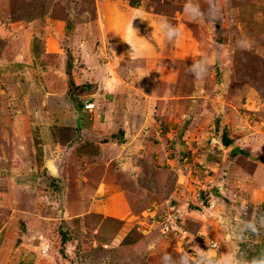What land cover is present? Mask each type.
<instances>
[{"label":"rangeland","instance_id":"374dc122","mask_svg":"<svg viewBox=\"0 0 264 264\" xmlns=\"http://www.w3.org/2000/svg\"><path fill=\"white\" fill-rule=\"evenodd\" d=\"M192 1L206 20L212 13H220L215 23L217 28L213 23L201 22L206 26L198 30L190 21L185 32L191 34L190 30L194 29L198 30L197 35L202 33L203 50L192 47L190 36L185 43L180 36V43L174 42L177 49H164L158 54L161 63L150 66L147 61L148 70L130 74L135 76L134 81L121 89L119 98L105 96L99 101L100 106L113 111V120H118L116 130L108 132L110 139L98 133L103 132L99 123L104 126L106 121L112 123L111 119L95 112L93 101L84 102L81 98L85 95L83 89L91 91L97 99L108 89L99 86L101 79L87 82L90 64L85 59L81 62L80 54L70 57L71 46L84 48V52L91 46L96 49L99 41L91 45V40H87L98 37L96 26L82 40L79 34L73 45L69 43L70 36L64 37L71 30V22L54 24V39H59L57 44L61 59L67 62L65 66L60 59L52 65L43 60L39 41L43 42L44 38L38 35L29 38L30 50L20 46L24 55L21 60L26 58L28 62L19 65L21 60L13 59L7 49L1 52L5 38H0V264H179L181 257L188 264H237V261L264 264V195L254 192L250 200L241 175L235 167H229V163L241 162L237 161L240 155L233 156L242 150L239 144H248L253 154L259 149L256 146L260 144V134L257 133L260 122L264 121V0H214L216 8L207 0H199L200 7L197 0ZM183 3V0H153L146 5L153 13L169 19L182 9ZM43 5L42 0H14L9 16L12 20L25 18V24L41 16L42 23L46 24ZM52 12L63 19L66 10L59 6L51 9ZM222 18L225 20L220 21ZM57 25L62 26L63 32H59ZM34 30L38 31L37 22L30 26V31ZM231 36L240 46L232 44ZM214 47L216 53L212 50ZM102 52L99 58L106 64L109 55L105 50ZM74 58L78 60L73 68ZM45 65L48 68L56 65V72L61 65L60 77L51 81L56 83L54 87L47 82ZM144 65L137 64L138 70ZM171 72L173 76L179 73L184 76L179 85L169 84L176 97L170 98L164 92L163 97L169 96L168 100L174 103L169 109L157 106L152 81L163 83L172 76ZM79 78L84 88L73 82ZM143 82L146 86L139 87ZM134 91L140 96H151H142L146 105L140 102L133 106L130 96H137ZM82 108L89 112H83ZM74 110L76 125L71 118ZM133 110L146 116L135 117ZM118 111L120 114L114 118ZM135 119H141L139 126L143 127L125 129L137 122ZM223 134L230 139V144L232 140L231 146L223 144ZM96 137L99 143L109 142L103 144L106 148L103 154L109 156H104L107 162L117 151H123L117 147L127 139H131L129 148L133 145L131 152L127 148L122 153L136 157L139 164L145 162L147 145L152 151L157 147L177 165L183 164L187 181L179 185L187 187L191 195L185 200L169 199L173 191L171 183H165V177L160 174L153 186L155 190L152 189L158 195L154 199L153 195L148 199L146 194L147 198L120 200L118 196L106 195L108 187H105L106 193L101 188L94 193L97 185L91 184L87 187L94 197L78 192L76 179L92 171L99 175L103 167L94 163L99 160ZM249 149L245 148L244 156L254 159L252 154H247ZM219 153H226V158L232 155L223 161L228 165L222 175L221 172L214 175L226 177L227 181L221 184L202 163L220 160ZM85 156L89 159L81 161ZM122 162H125L123 158ZM144 165L143 168H148ZM108 166L112 173L108 181L118 188V176L112 171L118 166L114 162ZM232 179L239 186H234ZM146 182L148 188L149 181L143 184L146 187ZM90 201L97 204L101 214ZM169 205L173 210H169ZM250 222L255 224L256 231L244 227Z\"/></svg>","mask_w":264,"mask_h":264},{"label":"crops","instance_id":"0c3cea01","mask_svg":"<svg viewBox=\"0 0 264 264\" xmlns=\"http://www.w3.org/2000/svg\"><path fill=\"white\" fill-rule=\"evenodd\" d=\"M13 1L14 0H0V34H1L0 38H5V41H4L5 46H2L1 47L2 50L1 49L0 50L2 52L3 50L7 49V52H9L11 56H13V59L15 60H21V58L24 56L21 53V49H20L22 45L23 46L25 45L24 48L30 50L29 41L30 39H32L33 34H34V36L38 35L40 39L44 38L43 42L42 40L39 41L40 43L39 54L43 57V60L45 62H48L49 65H52V64L58 63V59H60L59 61H64L61 59V55L59 53L60 46L59 44H57L59 42V39L58 40L54 39V35L56 34L54 31L55 28L53 27L55 26L54 24L60 21L71 22L70 23L71 30L64 37L70 36L69 43L73 45H75V40L77 36H79V34H80V40H82V36L85 35V37H88L87 35H89V31L91 30L93 31L94 26H96V33L98 37H94V38L90 37L91 39L87 38V40L89 41L91 40V45H94L99 41L96 44L97 46L95 45L96 49L93 48L94 46H91V49L84 52L82 51L84 48H81L79 50L78 47L71 46L70 47L71 48L70 57L72 58L76 54H80V61L83 62V59H85L84 62L90 64V65H87V68H89L90 70V73H89L90 78L88 74V77H87L88 81L87 80L86 81L90 84V82L92 81L101 79V81L103 82L102 84H99V86L101 88L102 86H104L105 89H108L107 92H104V94L102 95L103 97L101 99L93 98V93L86 89H83V92L85 90V95L81 97L84 99V100L82 99L84 102L87 99L93 101V104L95 106L94 111L99 114H102L105 117V119L106 118L111 119L112 123L109 121H106L105 122L106 125L104 126L103 124L100 125L99 123V126L101 129H103V132H99L98 134L105 135L103 137L105 138L107 137V139H110L109 133L112 131L114 132L116 130L114 126L117 127L118 120L115 116L118 117V115L120 114V111L117 112V115L114 114V118L116 119L113 120L112 118L113 111L109 110L107 107L104 108L100 106L99 101H103L105 99V96L108 97V99H110V97L119 98L121 89H123L125 85H128L129 83H133L134 81L133 79L135 76L134 75L132 76L130 74H135V72L137 71H146L153 64L161 63L162 58H158V54L160 52L165 51L164 49H169V50L173 48L177 49L178 46L174 42L177 41L178 43L180 36L182 37L183 43H185V39L190 36L191 38L190 37L189 38L192 41V47L196 50H199V49L203 50L205 45L203 46V42L201 40V38L203 39L202 33L199 32L200 36L197 35L198 30L204 29L206 26V25H203L201 22H206V23H209L210 25H212L213 23L215 26L216 20H219L218 17L220 16L219 12L212 13V15L210 16V19L206 20L205 18H203V16H201L202 14L199 8L195 7L192 0H183L184 3H183L182 9L176 12V14L173 15V17H170L169 19H166V17H163L162 14H155L150 10L151 8L148 7V5H146V2L153 3V0H141V1L140 0H42V2H44L43 10H45V12L47 13V14H44L45 20L47 23L46 24L42 23L43 17L40 16L35 19L29 20L27 24H25V22L27 21V20H24L25 18H21L19 20L18 19L12 20V18L9 16L11 15L10 13H11V6L13 4ZM207 1H209L211 7L213 6L216 8V5H215L217 4L216 1L215 2L214 0H207ZM196 3H197V6L199 7L202 5V3L199 0H197ZM59 6L60 7L64 6L66 10L65 17L63 19L58 16L61 14V11L58 12V15H57V12L51 13V9L52 10L53 8L58 9ZM161 16L165 18L166 20H168L170 24H172L173 26H176L179 29L180 35L178 38H173L171 41L165 40L166 37L162 34L160 25L158 24V22L163 21ZM224 20H225L224 18L220 19V21H224ZM190 21L196 24L195 25L196 29L198 28V30L191 29L190 30L191 34L188 32H185L187 31L186 26H189ZM36 22L38 24V31L37 32L35 30L30 31V26H34ZM225 23L226 22H224V27H225ZM129 24L133 25L138 35L130 43L128 42V37H127V30H128ZM215 28L217 27L215 26ZM41 30L46 31V32L42 34L40 33ZM61 30H62V26L61 27L59 26V32ZM232 31H234V29H231V32ZM64 32H66L65 29H64ZM192 39H194V42ZM49 41H50V44H49ZM54 41L56 42L51 43ZM230 41H232L233 45L240 46L239 44L234 42V38L232 36L230 38ZM76 43L78 42L76 41ZM103 50H105L106 53L108 52V55H109L110 61L108 60V63L106 64H104L105 62L103 63L102 60L99 58V54H103L102 52ZM212 50L213 52L215 51V53L217 51L215 47L212 48ZM41 56L38 57V60L41 59ZM95 56L98 59L97 62H95V58H96ZM221 56L222 55H220V57ZM76 60L78 59L74 58V60L72 61L73 68L77 66ZM147 61L149 62L150 66L149 64H147ZM22 62H28V61L26 60V58H23L21 61H18L17 64L18 65L23 64ZM38 62L39 61H37L36 63ZM66 63L67 62L64 61L63 63L64 66L66 65ZM144 63H145L144 68H143L144 70L143 69L138 70L137 64L140 65ZM61 65H58L59 69L57 72L54 70L56 69V65L54 66V68L53 67L48 68L47 65L44 66L46 67V75L48 77L47 82L53 83L52 84L53 87L56 83L51 82V81H56L60 77L59 70L61 69L60 68ZM22 67L29 68L30 66L28 67V66L22 65ZM37 67L41 69V71H43L41 66H37ZM183 76H184L183 73H179L176 76L175 75L173 76L172 74V76L168 78L167 81L166 80L163 81V83L152 81V83L155 85V86L153 85L155 89L154 97H155V102L157 106L159 107L160 105L167 106L169 109L173 107L174 103L172 100H168V97L170 95H171L170 98H173L176 96H174L172 94V90L169 89L170 87L169 84H172V86L179 85V83L182 82ZM172 80L173 81L176 80L177 83L176 82L171 83ZM73 82H75L76 85L83 87V83L80 80V78H79V81L74 80ZM29 83H31V81ZM138 85L139 87H142V88L143 86H146L145 82L140 83ZM117 87H120V88H117ZM165 87H168V88H165ZM123 92L125 91L122 90V93ZM134 92L137 93V96L133 94L132 96H130V98L132 99L133 106H135L136 104L140 102H141V105H146L142 96L144 95L146 97H149L150 95L142 94L140 96V94L137 91H134ZM164 92H167L166 94H169V96L163 97V95L165 94ZM159 93H161V95L157 97ZM28 94L30 93L28 92ZM247 96H250V95H247ZM144 99L148 100V98H144ZM175 102H178V101L176 100ZM82 110L83 112L85 111L89 112L88 109L82 108ZM230 112L234 113L233 110H231ZM73 113H75V115H71V118H72L73 123L75 124L77 122L75 121V119L77 118L76 110H74L72 114ZM132 113H134L133 116L135 117H145L146 116V114L141 111L135 112L133 110ZM135 120H137V122H135L131 127L128 126L125 129L128 130V128H137V130L138 129L140 130L143 127V125L139 126L142 120L141 119H135ZM97 122H95V124ZM123 122H125V120ZM259 129H260L259 133L257 134H260V138L258 140L260 144L256 146L259 149L258 150L256 149V151H253L254 152L253 154L251 150L249 149L248 144H242V145L239 144L238 146L242 150L234 152L235 154H233V156L240 155L241 157L240 159L237 158V161L241 160V162L232 163V164L229 163L230 164L229 167L230 168L235 167V171H237L241 175L240 178L243 180L242 186L244 185L246 186L245 190H247V193L250 194V200L254 192L258 196L260 193H261V196L264 195V121L260 122ZM125 136H127L126 131H125L124 137ZM98 138L99 137H96L95 140L98 146L97 159L99 160L95 161L94 163L95 165L103 166V167H100L99 175H97L96 171L94 172L92 171L93 173L88 172V174L82 175L80 180L75 178L77 182L79 181V185L77 186L78 192H81L82 194L85 193L89 197H94L93 196L94 194L90 193V191H88L90 189L87 187L88 184L89 185L91 184V185H97L96 186L97 188L96 190H94V193L96 191L98 192L99 188H101L105 192L106 191L105 187H108L109 192L107 193L105 192L106 195L118 196L120 200L123 198L126 200H128V198L132 200L133 198L135 199L138 196L147 198L146 194H149L148 199H150L149 197H151L152 195H153L152 199H154L158 195L157 194L154 195L153 190H155V188L153 186H155L156 181L159 180L158 174H160L165 177L166 179L165 183L166 181L171 183V187L173 191L170 194L169 199H173L177 197L178 198L177 200H182V199L185 200V199H188L187 197L189 195H191L190 193L191 191H187V187H183V185H179L181 182H184L185 184V181H187L185 169H183V164L179 162V165H177L176 163L173 162L171 158H169V156L166 155L165 152L161 150H157V147L155 148L156 150L152 151V149L149 150V145H147L144 151H147L148 153H146V155L143 157L145 159V162L142 164H139V161L136 160V157L134 156L127 157V156H124L122 153L123 151L127 150V148H129V145L131 143V139H127L125 143L117 147V150H119L121 147L123 148V151L122 152L117 151L114 157L116 159L110 158L109 159L110 162H107L104 156L108 158L109 156H106L105 153L103 154V152L106 149L103 147V144H106V143L108 144L109 142L107 140V142L99 143ZM232 143L233 142L231 140V144L229 143L227 146H231ZM143 146H145V144ZM131 147L128 149L129 153L131 152V149H132ZM107 148H110V147H107ZM245 148L249 149V151H247V154L249 156L252 154L254 159L245 157L246 156ZM107 151H110V149H108ZM223 151H226V150H223ZM240 152L244 154H241ZM153 153H155V155ZM119 155H121V157L117 160V157ZM219 155L221 157L220 160L211 159L209 162H206L205 160H203L202 162L203 166H207L213 171V176L215 174L218 175L219 172H221V175H222L223 168L224 167L227 168V165H228L224 163L223 161L225 159H229L230 157H232L231 155L229 158H226V153H219ZM87 156L82 157L83 159L81 158L80 160L83 161L85 159L86 160L89 159ZM122 158H123V161L125 162H122ZM80 160H79V163L82 166V163ZM117 161L120 162L122 165L117 164L116 163ZM113 162L118 166V169L114 167L112 168V171L116 172L118 176V179H117L118 188H115L112 185V183L108 181L111 178L109 174L110 175L112 174L110 171H108L109 169H107L109 166H111V165L108 166V164L109 163L112 164ZM143 164H145L148 168L146 169L143 168ZM139 165H140V169H139ZM78 172H79V169L77 173ZM147 177H148V180H147ZM181 178H183V181H181ZM214 178H216L215 181L219 182L220 184L221 182L227 181L226 177L224 176L223 178L222 177L218 178V176H214ZM232 180L234 181L233 183H235L234 186L235 185L239 186L238 184H236L237 180H234V179ZM145 181H149L148 188H147V185H148L147 182L145 183L146 187L143 184ZM151 182H153L152 186H150ZM217 184L218 183H215V186L219 185ZM90 202H91V206L95 207L94 208L96 209L95 211L101 214L99 211H97V210H100L99 208H97V204L93 203L92 201ZM165 202L168 203L167 200ZM171 206L172 205H169L168 208H170ZM183 206L185 205H182V207ZM98 213H93V215L98 214ZM106 214L107 213H104V215ZM106 216L111 218L110 215H106ZM139 217H142V216H139Z\"/></svg>","mask_w":264,"mask_h":264},{"label":"clouds","instance_id":"9594fccd","mask_svg":"<svg viewBox=\"0 0 264 264\" xmlns=\"http://www.w3.org/2000/svg\"><path fill=\"white\" fill-rule=\"evenodd\" d=\"M160 28L162 34L169 40H172L173 38H178L180 35V31L177 27L173 26L170 24L167 20L161 21L160 22ZM137 31L134 29L132 24H129L128 30H127V37H128V42L130 43L137 37ZM246 229L251 230V231H256V226L254 223H248L244 226ZM243 231V229H241ZM167 260L168 257H165ZM179 264H188L187 259L185 257H181ZM237 264H240L239 261H237Z\"/></svg>","mask_w":264,"mask_h":264},{"label":"trees","instance_id":"16d2710c","mask_svg":"<svg viewBox=\"0 0 264 264\" xmlns=\"http://www.w3.org/2000/svg\"><path fill=\"white\" fill-rule=\"evenodd\" d=\"M221 140H222L224 145H227V144L230 143V139L226 136V134L222 135V139Z\"/></svg>","mask_w":264,"mask_h":264},{"label":"built area","instance_id":"2783aa9c","mask_svg":"<svg viewBox=\"0 0 264 264\" xmlns=\"http://www.w3.org/2000/svg\"><path fill=\"white\" fill-rule=\"evenodd\" d=\"M85 105H86V104H85ZM169 210H170V211L173 210V207L171 206V207L169 208ZM168 218H169V217H168ZM168 218H167V219H168ZM172 221H173V220H172Z\"/></svg>","mask_w":264,"mask_h":264}]
</instances>
